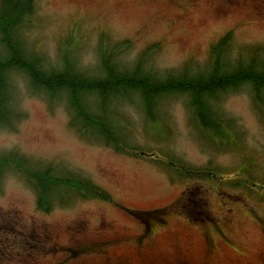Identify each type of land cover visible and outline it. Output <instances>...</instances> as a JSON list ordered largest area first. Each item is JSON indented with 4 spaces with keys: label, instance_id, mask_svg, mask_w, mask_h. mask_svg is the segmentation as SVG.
Instances as JSON below:
<instances>
[{
    "label": "rangeland",
    "instance_id": "obj_1",
    "mask_svg": "<svg viewBox=\"0 0 264 264\" xmlns=\"http://www.w3.org/2000/svg\"><path fill=\"white\" fill-rule=\"evenodd\" d=\"M34 10L24 39L48 71L62 70L66 59L76 72L101 77L104 38L108 49L132 41L117 58L128 69L158 43L150 72L178 76L186 64L189 77L207 76L211 48L229 31L233 65L248 64L256 46L264 61V0H35ZM14 78L24 118L15 130L0 129V152L73 170L113 202L78 200L45 214L35 191L9 174L0 198V264H264V107L247 86L212 102L235 123L219 133L198 128L187 94L159 100L155 124L136 101L117 106L126 148L145 154L136 158L82 138L64 101L33 94L23 77ZM167 158L215 176L179 177L162 163ZM154 211L162 214L139 219ZM206 211L215 225L190 221V214L206 219Z\"/></svg>",
    "mask_w": 264,
    "mask_h": 264
},
{
    "label": "trees",
    "instance_id": "obj_2",
    "mask_svg": "<svg viewBox=\"0 0 264 264\" xmlns=\"http://www.w3.org/2000/svg\"><path fill=\"white\" fill-rule=\"evenodd\" d=\"M34 3L35 0H0V129L15 130L16 124L24 118L18 108L19 93L14 76L23 77L33 94L44 95L50 101H64L71 113L70 126L82 138L133 157H141L144 153L138 148H126L122 136L126 127L116 110L117 106L127 102H138L148 121L155 124L159 119V100L187 94L191 98L189 106L194 120L206 133H219L221 126L235 125L212 105L228 91L237 92L247 86L256 106L261 111L264 107V61L259 60L263 48L250 47L248 64L238 61L233 65L229 56L233 31L227 32L212 46V70L207 76L189 77L185 70L187 65L178 76V73L168 72L161 78L150 72L151 61L161 49L158 43L146 47L138 55L135 65L128 69L118 63L117 58L132 48V41L124 40L108 49L102 38L98 48L102 76L88 78L76 72L73 63L66 59L62 70L48 71L46 59L28 48L24 35L35 12ZM162 163L182 178L206 180L215 176L208 171L176 164L173 159ZM12 173L20 175L35 191L37 210L45 214L56 207L71 206L78 200L113 202L107 191L81 174L60 169L54 163L35 161L19 151L0 152V198L4 195L6 177ZM182 202L183 199L178 208ZM161 213L154 211L142 215L156 217ZM205 213L209 214L206 219L192 214L189 219L198 225L205 222L215 225L217 220L210 212Z\"/></svg>",
    "mask_w": 264,
    "mask_h": 264
},
{
    "label": "flooded vegetation",
    "instance_id": "obj_3",
    "mask_svg": "<svg viewBox=\"0 0 264 264\" xmlns=\"http://www.w3.org/2000/svg\"><path fill=\"white\" fill-rule=\"evenodd\" d=\"M164 222V221H163ZM148 231H150L151 232V235H154V233H152V231L154 232V228L151 226H149V228H148ZM143 240H145V239H143ZM116 243H118V242H116ZM151 243H153V239L151 238L149 241H146V244L147 245H151ZM119 244V243H118ZM143 244H145L144 242L142 243V247H144V245ZM212 248V250L210 251V252H214L215 250H214V248L213 247H211ZM205 264H210V263H205Z\"/></svg>",
    "mask_w": 264,
    "mask_h": 264
}]
</instances>
